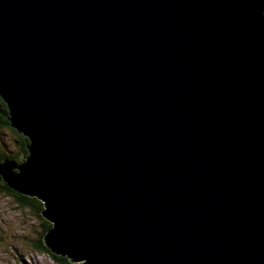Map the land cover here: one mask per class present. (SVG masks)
I'll list each match as a JSON object with an SVG mask.
<instances>
[{
    "label": "water",
    "instance_id": "95a60500",
    "mask_svg": "<svg viewBox=\"0 0 264 264\" xmlns=\"http://www.w3.org/2000/svg\"><path fill=\"white\" fill-rule=\"evenodd\" d=\"M6 187L78 264H264V0H0Z\"/></svg>",
    "mask_w": 264,
    "mask_h": 264
},
{
    "label": "rangeland",
    "instance_id": "374dc122",
    "mask_svg": "<svg viewBox=\"0 0 264 264\" xmlns=\"http://www.w3.org/2000/svg\"><path fill=\"white\" fill-rule=\"evenodd\" d=\"M12 140L8 129L0 130V149L16 152ZM43 232L42 221L32 212L20 209L14 199L0 190V264H56L49 256L32 249Z\"/></svg>",
    "mask_w": 264,
    "mask_h": 264
},
{
    "label": "trees",
    "instance_id": "16d2710c",
    "mask_svg": "<svg viewBox=\"0 0 264 264\" xmlns=\"http://www.w3.org/2000/svg\"><path fill=\"white\" fill-rule=\"evenodd\" d=\"M7 117H8V110L5 104L0 99V130L8 129L12 133V136H13L12 143L14 144V147L16 148V152H11L10 149L7 150L5 148H1L0 149V163L3 160H9V161H13L14 163L18 164L22 161L21 157L25 158L28 155V151H27L28 140L24 137H21L13 128L10 127V122ZM0 190L4 192L7 198L14 199L16 201L17 206L20 209L24 211L32 212L33 216L36 219L42 221V225L44 228L43 235L40 240L35 241L32 244V249L37 253H41V254H45L49 256L50 258H52L54 262H56V264H71L68 259L57 257L51 254L50 251L46 249L43 245L42 238L44 234L51 228V225L48 222H46L44 219H42L41 217L42 204L35 198L24 197L20 194H17L9 190L6 187V184L2 182L1 177H0Z\"/></svg>",
    "mask_w": 264,
    "mask_h": 264
},
{
    "label": "bare ground",
    "instance_id": "6f19581e",
    "mask_svg": "<svg viewBox=\"0 0 264 264\" xmlns=\"http://www.w3.org/2000/svg\"><path fill=\"white\" fill-rule=\"evenodd\" d=\"M72 264H78V263H73V262H71Z\"/></svg>",
    "mask_w": 264,
    "mask_h": 264
}]
</instances>
